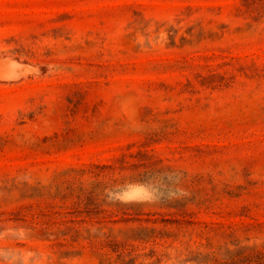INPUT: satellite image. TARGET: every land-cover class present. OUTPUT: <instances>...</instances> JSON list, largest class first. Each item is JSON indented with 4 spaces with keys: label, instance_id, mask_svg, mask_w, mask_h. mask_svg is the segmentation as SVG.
Returning a JSON list of instances; mask_svg holds the SVG:
<instances>
[{
    "label": "rangeland",
    "instance_id": "obj_1",
    "mask_svg": "<svg viewBox=\"0 0 264 264\" xmlns=\"http://www.w3.org/2000/svg\"><path fill=\"white\" fill-rule=\"evenodd\" d=\"M0 264H264V0H0Z\"/></svg>",
    "mask_w": 264,
    "mask_h": 264
},
{
    "label": "bare ground",
    "instance_id": "obj_2",
    "mask_svg": "<svg viewBox=\"0 0 264 264\" xmlns=\"http://www.w3.org/2000/svg\"><path fill=\"white\" fill-rule=\"evenodd\" d=\"M8 82V81H7Z\"/></svg>",
    "mask_w": 264,
    "mask_h": 264
}]
</instances>
